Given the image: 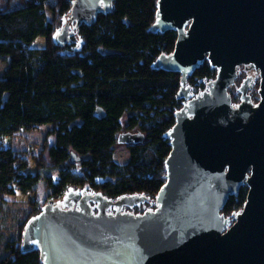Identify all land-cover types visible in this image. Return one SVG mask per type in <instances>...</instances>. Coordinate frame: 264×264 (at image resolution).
I'll return each instance as SVG.
<instances>
[{
  "label": "water",
  "instance_id": "95a60500",
  "mask_svg": "<svg viewBox=\"0 0 264 264\" xmlns=\"http://www.w3.org/2000/svg\"><path fill=\"white\" fill-rule=\"evenodd\" d=\"M114 1L74 0L57 43L68 41L71 23L91 22ZM157 6L151 29L175 30L176 40L173 52L160 54L152 67L180 72L177 97L185 100L165 133L170 150L157 206L123 212L122 206L148 197L112 199L85 191L68 194L73 207L45 203L21 238V249L37 247L43 264H264V0H157ZM205 59L216 75L206 90L191 96L187 74ZM241 65L259 75L255 105L248 77L238 88L241 102L234 104L227 91ZM144 138L125 130L116 142ZM242 185L248 189L245 203L225 216L227 198Z\"/></svg>",
  "mask_w": 264,
  "mask_h": 264
},
{
  "label": "trees",
  "instance_id": "16d2710c",
  "mask_svg": "<svg viewBox=\"0 0 264 264\" xmlns=\"http://www.w3.org/2000/svg\"><path fill=\"white\" fill-rule=\"evenodd\" d=\"M73 1L21 0L0 6V57L6 62L0 76V139L49 124L53 140L46 153L57 178L50 173L46 184L53 197L68 186L85 185L112 199L154 196L165 183L164 159L170 150L165 133L183 100L177 97L180 72L152 65L160 54L173 52L176 31L151 29L157 0H115L108 12L98 11L91 22L75 27L79 44L76 38L59 44L57 28ZM38 36L45 37L43 47L32 45ZM216 72L205 59L186 82L197 89ZM123 116L125 129L136 128L145 140L126 145L128 157L120 164L114 144ZM70 151L80 160H72ZM33 159L38 170H30L26 157L0 143V190L35 191L40 169L48 165ZM239 189L221 209L225 216L245 203L248 189ZM42 207L34 201L0 264H43L37 247L21 249L22 230Z\"/></svg>",
  "mask_w": 264,
  "mask_h": 264
},
{
  "label": "rangeland",
  "instance_id": "374dc122",
  "mask_svg": "<svg viewBox=\"0 0 264 264\" xmlns=\"http://www.w3.org/2000/svg\"><path fill=\"white\" fill-rule=\"evenodd\" d=\"M21 0H0V6L1 7H9L13 5H18ZM68 20V16L64 15V17L60 20V25L57 28V32L61 30L63 27L65 21ZM69 42L73 41V38H76V43L79 44V38H77V32H75L74 23L70 24L69 27ZM71 38V39H70ZM45 37L38 36L35 38L32 42L33 46L36 47H43L45 44ZM75 47V46H74ZM6 66V62L3 58L0 57V76L3 71V69ZM238 74L235 78V82L228 88V92L231 96L232 102L234 104L238 103L240 101V91H238V87L243 82V79L250 75V76H256L255 69L251 68H245L244 65L239 66L238 68ZM259 81L260 79H255L253 83L252 89L249 91L251 100L256 99V97H259ZM190 86V89H192L193 92H196L198 90L194 89V86L191 85L189 82H187L186 87ZM126 120V116H123L121 119L122 123V131L124 130V123ZM49 124H41L36 129H30V130H22L17 133H15L14 136H6L4 139H0V143L5 146H11L14 150L16 149L20 155L23 157H26L29 165L30 170H38L37 165H35L36 159H42L46 164L47 167H44L43 169H40V176L41 180L39 181L38 185L36 186V190L33 192H20L19 190L16 193H4L0 190V257L5 255L7 252L6 246L8 244V240L14 239L17 236L19 237L20 229L22 224L25 222L24 219L29 216L30 209L35 205L42 204L44 206L45 203L53 201L54 205H57L58 207H66L67 200H72L71 197H68L69 193H80L83 194L85 192L94 193L98 192L96 190H92L87 185L82 187H74V186H68L64 189V191L61 192V195L57 197L51 196L52 193H50V188L47 186V176L51 173L53 175V179L57 178V173L54 169L50 167V162L48 159V155L46 153V148L48 147L50 143H52V136L48 135L47 133V127ZM136 129V128H135ZM135 129H131V131H136ZM120 131V132H122ZM42 153L40 154V152ZM128 157V151L126 148V145L118 144L117 142L114 144V158L117 162L120 164L124 163L126 158ZM79 167V165H78ZM52 178V177H51ZM30 196V197H29ZM156 195L149 196V198L145 201L138 202V204H134L132 206H122L120 208L121 211L124 212H131L133 214H139L144 212L145 210L155 209L156 204ZM34 200V201H31ZM93 211L95 212L96 207L94 203H92ZM114 207L109 208L108 211L114 212Z\"/></svg>",
  "mask_w": 264,
  "mask_h": 264
},
{
  "label": "flooded vegetation",
  "instance_id": "af4514ba",
  "mask_svg": "<svg viewBox=\"0 0 264 264\" xmlns=\"http://www.w3.org/2000/svg\"><path fill=\"white\" fill-rule=\"evenodd\" d=\"M237 77V76H236ZM249 78V80H248V85H250V87H248L247 88V93L249 94V91L252 89V87H253V83H254V81H255V79H259V75H256V76H246L244 79H243V81L246 79V78ZM210 79H213V78H210ZM210 79L209 80H204L205 81V84H204V86H199L198 87V90L196 91V92H193L192 91V89H190V86H188L189 87V90H188V92L191 94V96H197V95H199V93H202V91L203 90H206L207 89V84H208V82L210 81ZM235 80V79H234ZM235 82V81H234ZM243 83V82H242ZM242 83H241V85H242ZM240 85V86H241ZM194 86V85H193ZM239 86V87H240ZM185 87H186V85H185ZM188 87H186V88H188ZM238 87V88H239ZM241 93V92H240ZM249 96H250V94H249ZM180 98V97H179ZM259 98V97H258ZM258 98L256 97V99H254V100H251V98H250V101H252V103H253V105H255L257 102H258ZM182 104L184 105V103H185V100L182 98ZM231 101H232V99H231ZM239 102H241V94H240V101H238V103ZM238 103H236V104H238ZM182 105V106H183ZM124 130L122 131V132H124L125 130H128V129H125V127L123 128ZM129 131V130H128ZM67 204H70L69 206H72L73 207V205H76L75 204V202L73 201V199L72 200H67ZM115 210V209H114Z\"/></svg>",
  "mask_w": 264,
  "mask_h": 264
},
{
  "label": "clouds",
  "instance_id": "9594fccd",
  "mask_svg": "<svg viewBox=\"0 0 264 264\" xmlns=\"http://www.w3.org/2000/svg\"><path fill=\"white\" fill-rule=\"evenodd\" d=\"M130 131V130H129ZM137 131V130H136ZM131 132H134V131H131ZM115 211V210H114ZM124 212V211H123Z\"/></svg>",
  "mask_w": 264,
  "mask_h": 264
}]
</instances>
